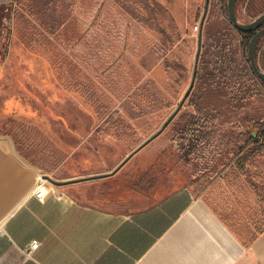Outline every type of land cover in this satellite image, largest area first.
<instances>
[{
  "label": "rangeland",
  "instance_id": "374dc122",
  "mask_svg": "<svg viewBox=\"0 0 264 264\" xmlns=\"http://www.w3.org/2000/svg\"><path fill=\"white\" fill-rule=\"evenodd\" d=\"M245 2L234 3L239 24L252 21ZM0 3V139L55 181L110 173L160 129L189 87L200 34L194 85L174 119L77 200L112 206L120 180L150 176L186 187L242 237L264 230V151L243 161L241 150L264 125V86L243 102L212 86L215 42L231 38L227 0H209L202 25L205 0ZM242 41H231L240 58Z\"/></svg>",
  "mask_w": 264,
  "mask_h": 264
},
{
  "label": "crops",
  "instance_id": "0c3cea01",
  "mask_svg": "<svg viewBox=\"0 0 264 264\" xmlns=\"http://www.w3.org/2000/svg\"><path fill=\"white\" fill-rule=\"evenodd\" d=\"M261 1L246 0L247 18L264 12ZM255 61L264 73V40ZM37 177L0 139V264H264V230L242 237L186 187L125 178L112 206L102 207L77 200L90 180L63 186L65 193L43 181L38 200ZM33 241L38 246L27 256Z\"/></svg>",
  "mask_w": 264,
  "mask_h": 264
},
{
  "label": "trees",
  "instance_id": "16d2710c",
  "mask_svg": "<svg viewBox=\"0 0 264 264\" xmlns=\"http://www.w3.org/2000/svg\"><path fill=\"white\" fill-rule=\"evenodd\" d=\"M236 0H234L235 3ZM7 7L5 4L0 3V27L6 18ZM231 28L228 33L231 38L230 41L220 40L218 38L215 42L214 48L216 50L214 61V79L212 86L218 85V88H224L230 94H233L234 100L243 102L259 96V88L264 86V81L260 80L252 71L248 58L247 50L248 44L255 32L243 33L236 30L230 23ZM264 26V22H263ZM0 29V39L1 31ZM236 36H240L243 41L244 56H238L237 50L233 48L232 42ZM261 38V37H260ZM259 38V39H260ZM257 40L254 49V55L257 51L258 44L264 40ZM4 45H0V59L5 57ZM250 84V88L248 87ZM243 151V161L252 160L256 155L264 151V125L258 131H249L248 138L245 140L244 145L241 147Z\"/></svg>",
  "mask_w": 264,
  "mask_h": 264
},
{
  "label": "water",
  "instance_id": "95a60500",
  "mask_svg": "<svg viewBox=\"0 0 264 264\" xmlns=\"http://www.w3.org/2000/svg\"><path fill=\"white\" fill-rule=\"evenodd\" d=\"M209 0H205V10H204V15L202 17L201 20V25L203 24V20L205 17V13H206V7L208 4ZM227 14H228V19L230 21V23L232 24V26L243 33H247V32H255L254 35L252 36V38L249 41L248 44V50H247V58L250 64V67L253 71V73L262 81H264V73H262L257 65H256V61H255V55H254V49H255V44L256 41L264 36V26H263V22H264V12L261 13L256 19L250 21L247 24H239L235 15V10H234V0H227ZM200 49H201V35H198L197 38V52L195 55V64H194V69H193V74L191 77V82L189 84V87L187 89V91L185 92V94L183 95L182 99L180 100L177 108L171 113V115L167 118V120L163 123V125L160 127V129L153 134L150 138H148L143 144H141L137 149H135L132 153H130L112 172L107 173V174H103V175H97V176H93V177H88V178H81V179H77V180H72V181H55L50 179L49 177L46 176H41L46 182L54 185V186H64L67 184H71V183H75V182H80V181H87V180H96V179H101V178H107V177H111L112 175H114L119 168H121L135 153H137L138 151H140L142 148H144L148 143H150L151 141H153L157 136H159L164 129L169 125V123L174 119V117L176 116V114L178 113V111L180 110L181 106L183 105L184 101L187 99L189 93L191 92L193 85H194V81H195V77H196V71H197V63H198V59H199V54H200Z\"/></svg>",
  "mask_w": 264,
  "mask_h": 264
},
{
  "label": "built area",
  "instance_id": "2783aa9c",
  "mask_svg": "<svg viewBox=\"0 0 264 264\" xmlns=\"http://www.w3.org/2000/svg\"><path fill=\"white\" fill-rule=\"evenodd\" d=\"M41 176V175H40ZM45 182L41 181V180H38V177H37V184H36V189L33 193V196L40 200L44 197L45 195V185H44ZM38 246V243L36 241H33L29 247L26 249V255L29 256L30 253L32 251H34Z\"/></svg>",
  "mask_w": 264,
  "mask_h": 264
},
{
  "label": "bare ground",
  "instance_id": "6f19581e",
  "mask_svg": "<svg viewBox=\"0 0 264 264\" xmlns=\"http://www.w3.org/2000/svg\"><path fill=\"white\" fill-rule=\"evenodd\" d=\"M38 180H41V181H45L43 178H41V177H38Z\"/></svg>",
  "mask_w": 264,
  "mask_h": 264
}]
</instances>
